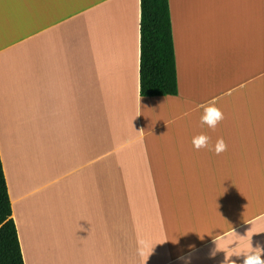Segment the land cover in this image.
I'll return each mask as SVG.
<instances>
[{
	"label": "crops",
	"instance_id": "1",
	"mask_svg": "<svg viewBox=\"0 0 264 264\" xmlns=\"http://www.w3.org/2000/svg\"><path fill=\"white\" fill-rule=\"evenodd\" d=\"M168 6L177 93L146 97L140 0H0V159L23 264H242L251 235L264 247V0ZM200 133L227 151L196 150Z\"/></svg>",
	"mask_w": 264,
	"mask_h": 264
},
{
	"label": "trees",
	"instance_id": "2",
	"mask_svg": "<svg viewBox=\"0 0 264 264\" xmlns=\"http://www.w3.org/2000/svg\"><path fill=\"white\" fill-rule=\"evenodd\" d=\"M139 93H177L168 0H140ZM0 159V264H23Z\"/></svg>",
	"mask_w": 264,
	"mask_h": 264
},
{
	"label": "clouds",
	"instance_id": "3",
	"mask_svg": "<svg viewBox=\"0 0 264 264\" xmlns=\"http://www.w3.org/2000/svg\"><path fill=\"white\" fill-rule=\"evenodd\" d=\"M200 107L202 109L200 116L201 124L214 130L218 123L224 119L222 110L217 106L215 100H210L200 105ZM191 143L196 150L208 148L210 151H214L216 155L227 151L228 147L223 137L217 138L215 144L210 147V137L204 133L194 136ZM251 236L249 237L247 249L235 255L242 258V264H264V247L259 245L253 247L251 244ZM232 256L225 255L223 264H236V261L231 259Z\"/></svg>",
	"mask_w": 264,
	"mask_h": 264
},
{
	"label": "rangeland",
	"instance_id": "4",
	"mask_svg": "<svg viewBox=\"0 0 264 264\" xmlns=\"http://www.w3.org/2000/svg\"><path fill=\"white\" fill-rule=\"evenodd\" d=\"M238 179H243V178H238ZM255 179V178H254ZM232 195V193H221V201H222V207L220 208V216L222 220H225L229 217V209L227 208V204L230 203L229 201V197ZM237 195V194H236ZM226 205V206H225ZM257 213H259V209H256L253 212V215H257ZM243 219V217L241 218V220ZM244 220V219H243ZM223 228V226H222Z\"/></svg>",
	"mask_w": 264,
	"mask_h": 264
}]
</instances>
